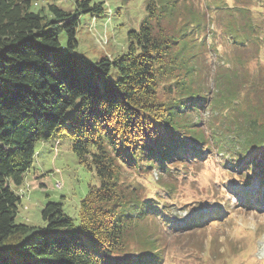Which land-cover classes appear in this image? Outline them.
Masks as SVG:
<instances>
[{"label": "trees", "instance_id": "16d2710c", "mask_svg": "<svg viewBox=\"0 0 264 264\" xmlns=\"http://www.w3.org/2000/svg\"><path fill=\"white\" fill-rule=\"evenodd\" d=\"M38 1L0 0V264H163L175 227V204L165 197L172 201L181 174L217 155L248 188L236 210L227 195L200 223L225 230L239 208L264 215V109L239 96L220 66L209 72L207 54L220 53L213 0H147L126 52L95 63L75 53L80 10L52 3L33 10ZM76 5L102 13L101 4ZM220 25L230 43L227 23ZM218 115L224 124L211 121ZM55 135L71 140L99 185L80 201L77 224L54 202L40 211L43 226L17 223L21 199L12 186L23 184L35 144ZM152 174L164 196H150L136 179ZM204 246L194 253L205 251L209 264L238 252L226 237Z\"/></svg>", "mask_w": 264, "mask_h": 264}, {"label": "rangeland", "instance_id": "374dc122", "mask_svg": "<svg viewBox=\"0 0 264 264\" xmlns=\"http://www.w3.org/2000/svg\"><path fill=\"white\" fill-rule=\"evenodd\" d=\"M76 1L39 0L33 10L50 3L69 14L80 10L75 53L91 63L124 54L128 33L137 31L146 15L147 0H78L88 1L89 7L101 4L102 13H83ZM208 1L201 2L204 5ZM213 3L210 21H214L213 42L217 43L220 53L207 55L209 72L214 74L220 66L224 74L229 73L239 96L247 98L250 105L264 109V0H213ZM220 23H227L226 32L230 34L231 44L224 40ZM66 41L67 36L63 33L61 42L65 44ZM237 57L241 59L240 63L234 62ZM225 62H230L231 66ZM116 79L117 69L111 67L110 80ZM235 116L237 112H231V118ZM211 121L226 122L221 115L212 117ZM72 148L67 136L58 135L49 142L35 144L34 161L23 184L12 186L21 199L17 223L43 226L40 211L48 202H54L60 204L64 214L77 224L80 201L89 187L98 186L99 182L94 169L80 163ZM162 178L169 183V176ZM136 179L148 188L150 196L155 193L164 196L161 177L152 174L147 179ZM239 182L238 176L222 163L219 155L194 168L190 175L187 173L175 180L176 193L172 201L165 197L167 204H175L170 207L175 227L169 230L172 236L167 238L163 264H209L202 262L205 251L195 254V249L204 250V243L210 238L219 241L224 237L235 242L238 252L227 258L217 254L219 264H264V215L240 212L239 208L232 214V225L225 230L213 225L204 226L198 220L205 212L227 204L222 201L227 200V195H231L228 205L232 208L243 202L244 189ZM235 191L237 195L232 194ZM218 221L219 225L223 220Z\"/></svg>", "mask_w": 264, "mask_h": 264}]
</instances>
